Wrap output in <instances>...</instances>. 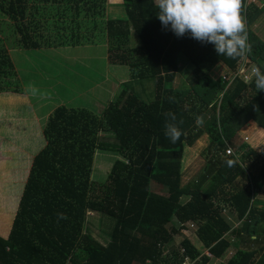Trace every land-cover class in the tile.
<instances>
[{
    "label": "trees",
    "instance_id": "obj_1",
    "mask_svg": "<svg viewBox=\"0 0 264 264\" xmlns=\"http://www.w3.org/2000/svg\"><path fill=\"white\" fill-rule=\"evenodd\" d=\"M243 2L251 52L232 59L219 56L213 44L190 33L178 37L170 26L165 28L154 0H123V12L101 23L96 16L103 15L107 0H0V33L10 45L79 46L91 41L80 30L100 29L109 64L127 67L137 79L153 80L155 86L154 97L145 100L123 82L100 115L66 104L53 110L10 232L0 236V264H182L186 256L197 258L194 264H209L212 257L222 259L229 247L232 254L219 264H264V232L258 227L264 221V200L255 199L264 186V157L252 148L243 158L245 164L233 152L225 153L226 145L244 146L233 140L242 123L253 119L264 128V90L257 91L254 78L251 83L238 78L226 88L221 77L209 76L207 65L220 61L234 71L246 61V66L258 64L264 72V41L248 29L264 9ZM50 4L57 5L61 17L72 16L73 25L61 28L70 29L71 36L36 34L41 26L36 17ZM81 14L90 22L79 19ZM133 33L139 44L132 47ZM180 60L194 65L184 88L173 86ZM16 74L8 46L2 43L0 92L12 89ZM169 111L177 123L183 120L178 123L183 135L176 144L164 134L163 114ZM196 116L203 117V125L196 124ZM101 130L113 132V140L101 137ZM204 132L213 154L192 181L182 184L184 146ZM97 148L125 158H115L106 179L94 182ZM219 151L225 154L216 156ZM227 160L235 161L234 166ZM153 183L165 187L166 195L154 191ZM225 208L229 219L222 214ZM90 210L110 220L105 243L87 229ZM58 212L67 219L58 222ZM188 222L196 225L212 257L181 234Z\"/></svg>",
    "mask_w": 264,
    "mask_h": 264
},
{
    "label": "rangeland",
    "instance_id": "obj_2",
    "mask_svg": "<svg viewBox=\"0 0 264 264\" xmlns=\"http://www.w3.org/2000/svg\"><path fill=\"white\" fill-rule=\"evenodd\" d=\"M50 6L40 10L37 15L36 18L41 21V26L37 29L36 34H42L44 38L55 37L58 33L71 36V30L68 28L75 22L72 21V16L61 17L57 14V5L50 4ZM107 6L106 3V8ZM53 7L55 9H52ZM107 9L103 15L96 16L97 22L101 23L109 16L123 12L122 8ZM78 18L85 19L87 22L91 20L90 17L85 18L83 14ZM64 25H68L66 30L61 29ZM248 29L264 41V13L259 14L256 20L248 25ZM79 33L86 35L91 40L84 46H94L82 54H79L80 51L76 47L57 44L43 43L41 47L34 49L12 46L3 40L5 35L0 33V44L8 46V52L17 72L14 77L16 84L12 89L0 92V235L2 237L7 236L10 231L24 184L30 174L33 156L45 144L43 129L48 116L57 106L61 104H66L69 107L84 106L100 115L103 108L117 97L123 82L129 83L128 89L133 90L145 100H151L154 97L153 80H139L136 73L134 75L124 66H113L107 72L104 32L87 26ZM138 44V39L133 33L130 38V46H138ZM75 49L77 51H74ZM207 65L210 66L209 76L214 80L222 78L224 74L227 75L228 69L222 62L215 61L207 63ZM255 66L259 67L258 64ZM193 68V64L180 60L179 72L173 86L182 85V88L187 86L185 80L191 75ZM222 80L225 81L223 78ZM30 85L38 89L36 95H33L30 90L26 91ZM228 87L230 85L226 82V88ZM252 126L253 124L248 121L242 123L237 134L233 136V140L240 145L244 144V146L237 148L230 145L231 149L229 148V151H232L237 158L242 159V162L246 153H249L252 148L264 157V137L262 136L257 144H252L250 139L246 138L247 134L250 135L248 132L251 134L256 132ZM99 134L110 141L114 137V133L110 131L101 130ZM225 153L219 151L215 155L223 156ZM212 154L206 132L202 133L193 144H185L181 163V183L186 184L192 181ZM117 157L125 158L113 151L97 148L93 158L92 180L94 182L104 181ZM243 163L246 164V162ZM153 190L166 195V188L157 183H153ZM260 196L264 200V192ZM187 198V196L183 197V201ZM217 202L219 206L224 205L221 201ZM222 214L226 216V219L230 218L226 208ZM237 222L239 223V221ZM185 226L181 230V234L188 236L195 243L199 252H207V248L201 243V240H198L195 232L196 225L188 222ZM258 227L261 232H264V221L259 223ZM2 229L4 230L1 231ZM87 229L95 238L105 243L109 239L110 220L98 212L90 210ZM180 238V235L176 236L175 241L179 242ZM232 252V247H229L222 258H228ZM209 264H218V260L213 259Z\"/></svg>",
    "mask_w": 264,
    "mask_h": 264
},
{
    "label": "clouds",
    "instance_id": "obj_3",
    "mask_svg": "<svg viewBox=\"0 0 264 264\" xmlns=\"http://www.w3.org/2000/svg\"><path fill=\"white\" fill-rule=\"evenodd\" d=\"M154 5L161 24L165 28L170 26L178 37L190 33L192 38L202 43L213 44L217 54L222 57L242 58L251 52L246 21L242 15L243 0H154ZM252 77L257 91L264 90V72L253 66L251 77L246 82L251 83ZM27 90L33 95L38 93V89L31 85ZM163 115L166 117L165 137L176 144L183 135L178 127L183 120L177 123L176 114L171 111ZM195 120L197 125L204 123L202 116H196ZM226 163L232 167L235 161L227 160ZM65 219V213H57L58 222Z\"/></svg>",
    "mask_w": 264,
    "mask_h": 264
},
{
    "label": "crops",
    "instance_id": "obj_4",
    "mask_svg": "<svg viewBox=\"0 0 264 264\" xmlns=\"http://www.w3.org/2000/svg\"><path fill=\"white\" fill-rule=\"evenodd\" d=\"M259 1V3H262V2H264V0H258ZM123 3V0H107V4H108V6H107V8L109 9V8H122V6H121V4ZM251 3H253V2H251V0H247V4H251ZM254 4H256V3H254ZM257 5V4H256ZM258 6V5H257ZM259 7V6H258ZM106 8V9H107ZM263 8V7H262ZM107 9V10H108ZM264 9V8H263ZM118 15H120V14H118ZM118 15H114V16H118ZM114 16H111V17H114ZM110 17V16H109ZM106 45V44H105ZM67 47H76L79 51H80V53L79 54H82V53H84V52H86V51H88V49H90V48H92V47H94V46H92V45H79V46H67ZM94 49V48H93ZM74 51H77L76 49L74 50ZM108 51H107V45H106V66H107V72H109L110 71V68H112L113 66H111L110 64H109V62H108ZM228 72V71H227ZM115 79H117V78H115ZM120 79V78H119ZM121 80H124L123 78H121ZM248 123H252L253 124V130H256V132L255 133H253V134H251L250 132H248L250 135H246V138L247 139H250V142L253 144V143H255V144H257L258 143V141H259V139L261 138L262 139V136L264 137V128H262L255 120H253V119H251V120H249L248 121ZM256 128V129H255ZM243 129H244V127H243ZM253 130H251V131H253ZM251 137V138H250ZM260 139V140H261ZM234 143H236L237 144V142L236 141H234ZM237 147V146H236ZM238 148V147H237ZM254 149V148H253ZM256 150V149H255ZM247 163V162H246ZM263 192H264V186H263V188H261V189H259L258 190V194L257 195H255V199H261V200H263L262 198H261V194H263ZM239 223L238 222H234L233 223V225L232 226H236V225H238ZM2 225L4 226V224L2 223ZM3 226H1L2 228H3ZM10 229H11V227H10ZM4 229H2L1 231H3ZM10 232V231H9ZM9 234V233H8ZM1 236V235H0ZM8 236V235H7ZM7 236H4V237H7ZM198 240H200L199 238H198ZM201 243H202V241H201ZM195 244V243H194ZM203 244V243H202ZM207 248V247H206ZM233 249V248H232ZM232 254V253H231ZM230 254V255H231ZM230 257V256H229ZM196 259V258H195ZM218 260V264L222 261V260H224V259H226V258H222V259H220V258H211V260Z\"/></svg>",
    "mask_w": 264,
    "mask_h": 264
},
{
    "label": "built area",
    "instance_id": "obj_5",
    "mask_svg": "<svg viewBox=\"0 0 264 264\" xmlns=\"http://www.w3.org/2000/svg\"><path fill=\"white\" fill-rule=\"evenodd\" d=\"M251 2L256 3L260 8H264V2L259 3L258 0H251ZM255 66L249 65L246 66V61H243L238 69H234V71H228L226 74L223 75L222 78L229 84L231 85L234 81H237V79H243L245 82L250 78L251 70ZM230 145H226L225 147V152L229 153L232 151H229ZM231 149V148H230ZM183 250V249H182ZM206 255L211 256V254L208 252H205ZM197 259V258H196ZM196 259H190L189 257H185L182 261V264H194Z\"/></svg>",
    "mask_w": 264,
    "mask_h": 264
}]
</instances>
